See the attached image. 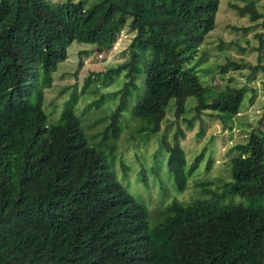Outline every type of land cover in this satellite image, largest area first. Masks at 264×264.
Wrapping results in <instances>:
<instances>
[{
    "label": "trees",
    "instance_id": "16d2710c",
    "mask_svg": "<svg viewBox=\"0 0 264 264\" xmlns=\"http://www.w3.org/2000/svg\"><path fill=\"white\" fill-rule=\"evenodd\" d=\"M227 1L238 15L264 22L252 2L238 8L230 2L239 0ZM217 5L218 0H0V264H154L142 222L145 208L116 180L113 145L104 140L108 134L116 138L119 109L138 73L143 91L131 116L141 139L159 132L172 104L179 118L188 97L195 99L196 112L204 100L216 98L217 118L238 113L242 89L229 82L207 87L197 71L203 57H192L195 50L171 49L176 40L210 32ZM125 24L134 34L131 60L123 67L127 81L101 140L87 141L73 115L74 91L59 120L48 124L41 109L30 104L35 78L52 73L71 43L100 51ZM239 67L227 62L220 71ZM163 150L167 174L182 191L200 157L185 169L176 140L163 142ZM233 150L237 154L228 162L227 180L213 188L204 184L195 207L177 206L158 227L163 231L181 216H201L179 225L160 246L164 264H264V130L250 131ZM210 164L207 160L206 168ZM225 199L239 203L213 212Z\"/></svg>",
    "mask_w": 264,
    "mask_h": 264
},
{
    "label": "rangeland",
    "instance_id": "374dc122",
    "mask_svg": "<svg viewBox=\"0 0 264 264\" xmlns=\"http://www.w3.org/2000/svg\"><path fill=\"white\" fill-rule=\"evenodd\" d=\"M45 1L52 4L65 2ZM71 1H87L89 4L94 0ZM248 1L253 3L258 14L264 15V0L230 3L243 8ZM133 36L125 24L112 35L108 46L100 51L96 50L95 45L71 43L65 50L64 60L57 64L52 73L45 78H35L29 92L30 104L41 109L48 124L56 123L63 104L74 91L77 99L72 108L73 115L79 120L87 141L97 144L101 140V130L108 124V117L117 108L119 91L127 81L123 67L131 60L129 48ZM260 44L262 50L259 52ZM171 49L195 50L192 57L197 54L203 57L202 64L197 68L202 84L222 88L229 82L232 87L242 89L243 95L238 113L229 118L215 116L218 105L216 98L204 100L203 108L196 112L195 99L188 97L179 118H175L172 104L166 109L159 132L141 139V134H134L138 121L132 118L131 108L142 94L143 75L138 73L134 86H129L131 93L119 109L120 115L116 121L118 134L116 138L108 134L104 141L113 145L110 164L116 180L145 208L142 222L153 250L154 264H164L165 260L157 254V250L169 240L175 229L201 216L199 213L193 217L181 216L163 231L158 227L177 206L195 207L196 196L204 184L213 188L219 184L217 181L227 180L228 162L237 154L233 148L245 143L250 131L257 128L264 130V22L261 18L251 21L247 14L238 15L227 0H218L213 29L207 34L198 33L176 40ZM142 54L147 56L146 52ZM227 62L240 67L220 71V66ZM174 140L184 154L185 169L194 157H200L192 173L186 176L182 191L175 189L165 167L163 142L169 145ZM207 160L211 161L208 168ZM141 169L144 181L140 178ZM12 173L13 167L7 174L10 187L14 182ZM238 203L236 199L232 202L222 200L213 212Z\"/></svg>",
    "mask_w": 264,
    "mask_h": 264
}]
</instances>
